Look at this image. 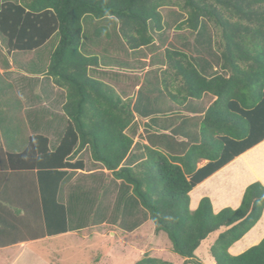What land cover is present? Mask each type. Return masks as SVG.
<instances>
[{
    "label": "trees",
    "instance_id": "obj_1",
    "mask_svg": "<svg viewBox=\"0 0 264 264\" xmlns=\"http://www.w3.org/2000/svg\"><path fill=\"white\" fill-rule=\"evenodd\" d=\"M169 1L0 0V29L9 36L14 47L22 51L36 50L52 37H58L48 75L68 93L64 107L67 132L54 154L62 155V166L67 165L64 160L77 144L80 149L89 144L94 160L122 181L117 204L129 215L134 214L135 208L142 209L144 222L150 220L157 233L167 234L171 251L187 259L185 264H200L196 251L211 234L221 230L210 248L216 264H264V239L241 255L229 253L263 215L262 184L257 182L246 188L238 209L225 208L216 214L209 198H203L195 211L190 209V193L199 184L264 140V123L259 119L264 115V73L260 67L253 69L250 76L239 64L243 52L244 56L255 60L264 57V0H176L183 2L182 9L188 14L187 20L178 27L188 26L196 34L197 44L203 31L208 32L207 23L220 29L217 47L223 50L222 68L230 74L228 78L224 75L208 78L199 72L188 55L173 47L165 49L166 69L160 75L162 80H168L167 74L176 72L177 79L193 87L191 97L198 98L205 91L218 97L197 124L199 132L188 138L192 143L186 150H183L185 144L181 145L180 152L169 145L161 150L162 138H170L153 134L148 137L149 145L143 146L140 163L128 164L136 147L134 139L124 131L136 129L137 106L132 101H123L109 86L89 75V70L98 66L99 59L81 52L87 18L114 20L118 38L126 47L132 51L142 50L154 45L153 33L163 31L161 9L170 6ZM8 12L14 18V34L3 25ZM208 35L205 46L212 48L214 40L209 32ZM237 78L259 81L261 86L257 88L256 101L239 102L216 91L221 82L229 83ZM239 111L245 115H219ZM140 116L149 118L144 125L145 132L153 130V125L158 128L155 133L168 130L166 117ZM203 160L208 163L199 167ZM47 196L53 197V201L45 200L47 216L62 212L67 217L65 207L54 202L57 190L52 195L49 191ZM48 202L54 209L48 207ZM76 228L73 225V229ZM68 231L65 225L55 233ZM136 264L171 263L145 254Z\"/></svg>",
    "mask_w": 264,
    "mask_h": 264
},
{
    "label": "crops",
    "instance_id": "obj_2",
    "mask_svg": "<svg viewBox=\"0 0 264 264\" xmlns=\"http://www.w3.org/2000/svg\"><path fill=\"white\" fill-rule=\"evenodd\" d=\"M13 20L9 12L3 18L4 27L12 34ZM110 22L105 20L104 23L107 35L106 24ZM218 36L212 48H173L188 55L202 75L208 78L224 75L228 78L229 72L222 68L223 50L217 47L221 34ZM55 37L41 48L22 51L16 49L9 36L0 29V264H21L20 258L27 256L42 260L40 253L54 242V261L65 264L69 255L79 259V243L85 247L90 240L93 245L86 246V249L95 258L93 264H136L144 257H141V250L145 240L149 239L157 249L156 258L171 264H185L187 259L176 257L171 251L169 239L162 232L157 233L150 220L144 222L142 209L135 208L134 214L129 215L116 204L122 181L115 179L111 171L94 160L89 144L81 149L77 144L64 160L66 166L61 165L62 155L54 156L68 126L64 109L68 102L67 90L48 75L51 56L58 42L51 50L47 46ZM116 41L118 47L109 48L108 64L104 68L100 57L95 54L103 51L96 49L88 55L99 59L98 66L91 68L89 75L109 86L123 101H132L137 110L138 106L141 109L142 112L136 114V129L124 131L126 136L134 139L136 147L128 164L137 165L143 159V146L149 145V135H159L154 132L156 128L145 132L144 125L149 118L140 115H157L154 117L159 119L166 117L168 130H160L161 133L170 135L182 126L184 139H188L199 132L197 124L218 97L208 91L198 98L191 97L193 87L189 82L177 79L176 72H170L168 80H162L160 75L166 69L165 53L160 55V59L158 52L151 54L148 60L142 51L145 48L132 51L122 39ZM243 53L241 62L239 60L242 70H247L252 76V70L261 67L264 73V57L255 60ZM153 56L158 59L149 65ZM142 68L150 73V80L143 81L144 78L137 77L141 76ZM145 86L154 94V103L150 107L140 99ZM259 86L255 79L237 78L229 83L221 82L216 91L227 99L232 96L235 101L250 104L258 98ZM219 115L245 113L221 112ZM259 119L264 123V115ZM78 148L80 150L75 154ZM160 149L165 148L161 146ZM207 163L203 160L199 167ZM257 182L264 186V140L199 184L190 193V209L195 211L203 198L211 200L216 214L225 208L238 209L246 188ZM56 190L57 200L54 202L65 207L67 217L62 212L54 216L50 214V217L46 214L45 200L53 201V197L47 194L50 191L52 195ZM48 204L54 209L53 204ZM138 222L140 226L132 230ZM121 223L126 226H121ZM65 225L69 228L67 233H55ZM73 225L77 228L73 229ZM221 231L211 234L196 251L200 264H216L210 248ZM145 233L150 238H146ZM70 238L73 241H69ZM263 239L264 211L258 223L229 249V253L241 255ZM161 240L165 242V249L160 247Z\"/></svg>",
    "mask_w": 264,
    "mask_h": 264
},
{
    "label": "rangeland",
    "instance_id": "obj_3",
    "mask_svg": "<svg viewBox=\"0 0 264 264\" xmlns=\"http://www.w3.org/2000/svg\"><path fill=\"white\" fill-rule=\"evenodd\" d=\"M170 2V6L162 8L161 9V13L163 15V31L162 32H156L153 33L154 38H155V43L152 47H148L145 48L144 51L146 54V58L148 60H150V55L151 54H155V53H159L158 58L160 59V55H162L163 53H165V49L169 48V47H185V48H191V47H196V49H200V48H208V46L206 45V42L209 41V34L214 37L213 40L216 41V39L219 37L218 35H220L221 31L220 29H217L213 24H208L207 23V27H208V32L203 31V34L201 36V40L200 43L197 44L195 42L196 40V34H194L189 28L188 26L183 27L182 29L178 27V23L180 21L184 22L187 20L188 14L187 11L183 10V2H179L176 0H171ZM181 22V23H182ZM105 21L99 20L96 21L94 18H87L84 21V35H83V45L81 48V52L84 55H89L91 54V52L94 50H100L101 52L103 51V53H99L97 51L96 56H99L101 59V64H102V68H104L107 64H108V57L107 55L109 54V48L110 47H118V42L116 41L118 39V35H117V28H116V24L114 22V20H111V22L107 25L106 24V32L108 33V35L105 33L104 27H105ZM179 29H177V28ZM181 33V34H180ZM205 34V36H204ZM216 37V39H215ZM58 42V37L56 36L55 39L47 46L48 50L52 49V46ZM157 56H153L151 58V63L149 65H153V63L156 61V59H158ZM144 63V62H142ZM148 64V63H145ZM156 70V69H155ZM145 69L142 68L141 69V76H137L138 78H144V80H150V73L147 74V72H145ZM139 73V71H138ZM91 76L93 78L94 75L91 74ZM131 90H134L131 89ZM154 94H152L151 89L148 87H144V89L142 90L141 94H140V99L142 100L143 103H146L151 106H153L154 103ZM145 100V102H144ZM142 104V103H140ZM138 112L140 114L141 109L138 106ZM154 128L158 129L155 125H153ZM162 131V130H161ZM159 135H167L165 133H158ZM168 137L170 138L169 140L163 139L160 142V145H162L164 148L166 147V145H169L170 147H172L173 149L176 150V152H180L181 151V145L185 144L183 147V150H186V148L189 146V144L192 143V141H189V139H184L183 136V132H182V126L180 129L173 131L170 135H168ZM183 139V140H182ZM159 145V144H158ZM116 204H117V199H116ZM125 223V222H124ZM124 223H121V226L125 225ZM153 227L154 224L152 222H149ZM127 224V222H126ZM126 226V225H125ZM140 226V222H138V224H136L135 226L132 227L133 229H136L137 227ZM149 233V232H148ZM162 234L167 237V234L162 232ZM145 237L146 238H150L149 234L145 233ZM168 239V237H167ZM69 241H73L72 238L68 239ZM114 240V239H113ZM94 243H97V241H94ZM164 241H160V247L165 249L166 246L164 245ZM79 245L81 247L80 248V257L78 258H72L70 255L67 256V260L65 261V264H93L92 261L95 259L93 257L92 254H90L91 252H89L86 249V246H91L93 245V241L90 240L88 242V244L85 245V247H83L84 245H82V243H79ZM56 249L55 247V242L53 243V245H51V247H47L45 249V251L43 253H40L39 258H41L42 260L38 259L37 257H33V256H27V257H23L20 258V263L21 264H58L56 263V257L54 255H52L53 251ZM157 249L155 247H153L151 245V240L149 239L148 241L145 240L144 243V248L141 250L142 251V255L141 257H143L145 254H148L150 256H154L157 254ZM164 253H166L167 255V251H165ZM90 254V255H89ZM174 254V253H173ZM176 257H179L178 255L174 254ZM141 259V258H140Z\"/></svg>",
    "mask_w": 264,
    "mask_h": 264
}]
</instances>
